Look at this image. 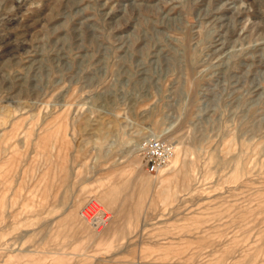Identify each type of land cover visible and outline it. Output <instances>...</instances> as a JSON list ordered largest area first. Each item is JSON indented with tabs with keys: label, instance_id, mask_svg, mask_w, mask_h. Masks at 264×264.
Wrapping results in <instances>:
<instances>
[{
	"label": "rangeland",
	"instance_id": "1",
	"mask_svg": "<svg viewBox=\"0 0 264 264\" xmlns=\"http://www.w3.org/2000/svg\"><path fill=\"white\" fill-rule=\"evenodd\" d=\"M0 264H264V0H0Z\"/></svg>",
	"mask_w": 264,
	"mask_h": 264
},
{
	"label": "built area",
	"instance_id": "2",
	"mask_svg": "<svg viewBox=\"0 0 264 264\" xmlns=\"http://www.w3.org/2000/svg\"><path fill=\"white\" fill-rule=\"evenodd\" d=\"M173 152L171 143L158 136H153L143 141L139 149L144 169L150 174H158L163 170L169 163ZM92 200L89 199L81 211L87 212L90 224L98 229L107 224L109 217L104 211L94 213L90 205Z\"/></svg>",
	"mask_w": 264,
	"mask_h": 264
},
{
	"label": "bare ground",
	"instance_id": "3",
	"mask_svg": "<svg viewBox=\"0 0 264 264\" xmlns=\"http://www.w3.org/2000/svg\"><path fill=\"white\" fill-rule=\"evenodd\" d=\"M151 137H153V136H151ZM149 138H150V136H149ZM177 147V146H176ZM182 147H177V149L175 150V146H173V155H172V157H173V160H172V162L170 163V161H171V159H172V157L170 158V160H169V163L170 164H174V163H176L177 161H178V159H179V156H180V153H181V151H182ZM168 163V164H169ZM166 165L165 166V168L163 169V170H161L158 174H162L164 171H165V169H166V167L167 166H169V167H171V165L169 164V165ZM180 169V168H179ZM87 201H89V199L88 200H86V202ZM85 202V203H86ZM92 203L90 204L91 205V207L93 208V211H94V213H97V212H101V211H104V212H106L107 213V216L109 217V220H108V222H107V224L106 225H104L103 227H101V228H96V227H94L95 229H97V230H100V229H104V228H106L112 221H113V219L112 218H114V216H113V213L110 211V210H108V208L107 207H105L98 199L96 200V199H93L92 201H91ZM85 203H84V205H85ZM84 205L82 206V208H81V210L83 209V207H84ZM80 210V215H81V217L86 221V222H88L89 224H90V222H89V216H88V214H87V212L85 211H81ZM112 220V221H111ZM91 225V224H90Z\"/></svg>",
	"mask_w": 264,
	"mask_h": 264
}]
</instances>
